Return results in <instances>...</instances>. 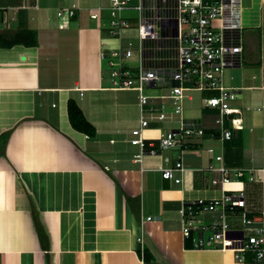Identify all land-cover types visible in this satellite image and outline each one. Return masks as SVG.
Here are the masks:
<instances>
[{
	"label": "crops",
	"instance_id": "1",
	"mask_svg": "<svg viewBox=\"0 0 264 264\" xmlns=\"http://www.w3.org/2000/svg\"><path fill=\"white\" fill-rule=\"evenodd\" d=\"M57 1L0 0V31L19 26V11L37 31V45L0 47V133L6 132L0 149V264H264L250 251L238 261L231 248L193 247L181 233L178 211L182 201L224 192L202 169L216 163L209 146L222 152L228 166L264 168V0H243L241 64L221 74L237 93L230 105L239 108L224 114V125L237 119L241 126L231 138H220L218 110L203 103L216 90H207L197 114L181 116L203 134L190 135L183 147L145 151L140 160V147L129 140L138 115L129 127L131 101L114 93L128 90L111 88L101 70L100 50L121 38L98 39L96 29L74 22L76 9L72 16L58 15ZM91 9L88 16L96 19L97 7ZM68 98L96 127L93 136L70 124ZM158 132L146 128L142 135L158 147ZM177 159L184 167L177 171L181 181L163 178L160 167ZM251 182L243 177L224 186H242L246 194ZM255 201L250 195L246 209L257 221L264 198ZM227 217L226 235L240 237V220Z\"/></svg>",
	"mask_w": 264,
	"mask_h": 264
},
{
	"label": "built area",
	"instance_id": "2",
	"mask_svg": "<svg viewBox=\"0 0 264 264\" xmlns=\"http://www.w3.org/2000/svg\"><path fill=\"white\" fill-rule=\"evenodd\" d=\"M130 1L109 0V33L111 37L120 39L123 29L129 26V20L122 16L121 11L136 10L138 65L131 67L124 64L125 58L134 53L130 40L127 44L102 48L100 56L107 59L109 66H116L110 72L111 88L137 91L138 125L131 129L129 139L140 147L135 158L140 160L143 152L154 153L158 148L183 147L190 135L203 134L200 125L187 123L181 117L182 100L190 97L186 94L190 90H217L204 96L203 103L218 110L216 121L220 138H231L233 128L241 124L233 119L232 126H225L224 114L239 111V108L230 105L237 93L222 84L221 74L224 68L241 64V0H138L135 4ZM101 7L98 5L97 8ZM76 8L73 2L66 11L58 10L57 14L62 15L65 11L67 16H72ZM131 68H136V72H132ZM145 87H162L165 90L150 94ZM165 99L170 100L173 113L179 115L178 125L166 129L158 124L171 118L172 113L165 110ZM146 128L159 131L156 137L158 147H155L153 137L146 139L142 135V130ZM145 140L148 146H145ZM207 150L213 153L216 163L210 161L202 169L212 172L211 185L220 186L224 192L220 196L197 197L181 202L178 211L183 237L190 238L195 248H231L238 261L243 260L246 251L252 252L256 259H263L264 205L260 209V219L250 218L243 187L225 188L224 184L245 177L248 181L259 182L264 193V168L228 166L224 163L222 152L214 153L211 146ZM183 169L181 159H177L173 164L161 166L160 172L163 178L180 182L181 176L177 175V171L182 172ZM210 211L216 215L205 221L202 214ZM228 214L236 215L240 220L243 231L240 237L226 235L230 228ZM233 240L239 244L233 246Z\"/></svg>",
	"mask_w": 264,
	"mask_h": 264
},
{
	"label": "rangeland",
	"instance_id": "3",
	"mask_svg": "<svg viewBox=\"0 0 264 264\" xmlns=\"http://www.w3.org/2000/svg\"><path fill=\"white\" fill-rule=\"evenodd\" d=\"M71 1H75L78 5L76 8L77 13L79 14V19L74 21L76 22V24L78 25H83L85 26V28H94L96 30H94L96 37L98 39L100 38H105L106 36H110L111 34L109 33V28H110V23L109 20L111 18L110 14H109V9H108V5H109V0H61V2H56V6H62L61 10H65L71 6L72 2ZM130 2L132 3H137L138 0H131ZM98 5H101L102 9L97 8L95 9L98 12V17L96 19H91L88 16V13L90 12L91 7H98ZM82 6V7H79ZM86 6L87 8H90L89 10L84 9L83 7ZM93 10V9H91ZM52 12H55V10H51ZM64 12V14L62 15L67 17V13ZM247 12V6H245V3L243 2V0H241V13L242 16L243 14H245ZM121 14L124 18H127L129 20V26L123 29L122 32V36H121V41L123 42V44H127V41H131L132 45L131 47L134 50L133 56L129 57V58H125L124 64H129L131 67H136L138 65L137 62V54H138V39L136 38V10L134 9H123L121 11ZM68 20V19H67ZM72 21V20H71ZM121 42V43H122ZM117 46V45H115ZM116 59V58H115ZM113 67L116 66H109L107 63V59H102L101 60V70H103V77H105L108 81V84H111V70ZM225 69V68H224ZM132 72H136V68H131ZM228 75L226 77V82L228 81ZM222 82V80H221ZM223 84V82H222ZM128 91H114V93L120 94L122 95V98L127 100L128 102H130L131 104L129 105V110H130V118L126 121L127 125L129 127H133L136 124V120L135 116L137 117V115L139 116V110H138V106L137 105H133L132 103L137 101V91L136 90H131V89H127ZM165 89L162 87H145V91L147 93L150 94H154V93H158V92H162ZM207 90H190V91H186V94H190L191 98H187L184 97L182 100V115L183 116H189V115H195L197 114L200 105H201V96L203 95V93H205ZM111 93L112 91H106L105 93ZM217 92V90H216ZM233 100V99H232ZM138 104V103H137ZM165 110H167L168 113H172L170 114L171 118L170 119H165L163 122L159 123L162 124V127L164 129L168 128V127H172V126H177L178 125V114L173 113V106L170 103V100L165 99ZM161 126V125H160ZM166 152H173L175 153V149H165ZM170 150V151H169ZM254 185V186H250ZM257 185V188L256 186ZM259 186V188H258ZM261 185L259 183H255V181H252L251 183H247L246 184V194L245 197L248 200L250 195L251 198H256V201H262V197L264 198V194L262 195V190L260 189ZM234 188V187H233ZM254 202V203H255ZM210 213L215 214V212L210 211V212H204L202 214L203 218L205 221L210 220L212 217H209ZM233 220L230 219V224L234 225V223H232ZM207 233V232H205Z\"/></svg>",
	"mask_w": 264,
	"mask_h": 264
},
{
	"label": "trees",
	"instance_id": "4",
	"mask_svg": "<svg viewBox=\"0 0 264 264\" xmlns=\"http://www.w3.org/2000/svg\"><path fill=\"white\" fill-rule=\"evenodd\" d=\"M19 26L13 30L0 31V47H11L15 44H23L25 46L37 45V31L36 29L29 28L25 25L24 15L19 11ZM67 116L70 124L77 130L83 133L93 136L96 133V127L92 122L87 119L80 106L73 98H68L66 103ZM6 132L0 133V149L4 147ZM147 140H145V146H147ZM144 252L142 257L144 260L148 259V256Z\"/></svg>",
	"mask_w": 264,
	"mask_h": 264
}]
</instances>
